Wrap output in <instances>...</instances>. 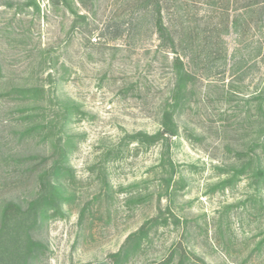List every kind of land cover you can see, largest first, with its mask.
I'll return each instance as SVG.
<instances>
[{
	"label": "rangeland",
	"instance_id": "1",
	"mask_svg": "<svg viewBox=\"0 0 264 264\" xmlns=\"http://www.w3.org/2000/svg\"><path fill=\"white\" fill-rule=\"evenodd\" d=\"M72 2L87 17L75 32L50 0H0V212L36 196L39 175L58 158L57 134L73 141L71 175L59 181L67 200L34 233L47 249L36 264H112L144 224L147 236L126 264H264V192L245 177L221 185L264 121V1L175 0L165 10L171 28L197 30L182 55L197 77L193 107L163 159L158 145L129 144L104 171V151L126 133L158 129L171 55L156 51L137 0ZM226 19L227 31L209 33L202 47L205 26ZM29 87L44 92L9 94ZM62 101L80 113L49 128Z\"/></svg>",
	"mask_w": 264,
	"mask_h": 264
},
{
	"label": "trees",
	"instance_id": "2",
	"mask_svg": "<svg viewBox=\"0 0 264 264\" xmlns=\"http://www.w3.org/2000/svg\"><path fill=\"white\" fill-rule=\"evenodd\" d=\"M50 3L56 8L65 9L70 14L72 17L71 32L87 25V17L78 12L72 0H50ZM79 3L82 4V0H79ZM174 3H176L175 0H137L136 2V6L143 10V15L146 14L150 21V27L156 35V51L162 53L166 61L171 55L169 61L170 82L167 95L159 104L157 113L158 129L151 134L144 131L126 133L117 145L104 151L101 171L105 170V166L110 161L117 159L122 148L129 144H135L137 147L146 149L158 145L160 147V159H163L168 154L169 142L179 135V118L193 107L197 77L187 68L182 55H187L185 51L196 40L197 30L192 29L188 24H182V22L179 23V29L167 25L164 20V12L165 10L167 12ZM179 10H181V6ZM225 21L227 22L219 26L220 28L217 25L213 26V29L208 27L209 24L205 26L203 34L207 36H204L202 47L205 45L206 47L210 46L211 37L209 33L213 34L215 32L218 39L221 32L227 31L228 19ZM233 21V23L231 22L232 25L236 23V20ZM128 24L131 26V22H128ZM134 26H136L135 23ZM43 92V87H29L15 88L9 94L23 98L27 96L38 98ZM258 109L264 116V90ZM58 111L60 116L54 114L51 116V120L48 121L49 128H55L59 124L61 126L69 124L80 113L77 105L67 101L58 104ZM192 133V131L186 130L188 138L193 137ZM56 137L57 142L54 147L58 158L54 159L48 169L39 175L36 196L27 201L24 206L9 202L1 209L0 264H36L46 254V246L34 238V233L38 231L44 221L55 217L60 212L61 204L67 200V196L59 181L61 177L71 175V170L66 163L73 145L72 138L70 136L62 137L59 134ZM227 174H230V176L222 181L221 185L223 187L230 185L241 177H245L251 182V186L257 193L264 192V121L258 132L256 142L248 150L236 153L234 165ZM147 233L148 229L144 224L136 232L128 235L118 252L109 256L111 263L126 264L140 250ZM261 243L263 242L259 244ZM178 264H182V261H179ZM201 264L205 263L201 261Z\"/></svg>",
	"mask_w": 264,
	"mask_h": 264
}]
</instances>
